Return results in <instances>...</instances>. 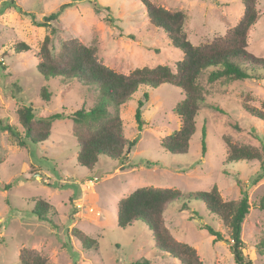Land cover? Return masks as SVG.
Segmentation results:
<instances>
[{"label": "rangeland", "instance_id": "1", "mask_svg": "<svg viewBox=\"0 0 264 264\" xmlns=\"http://www.w3.org/2000/svg\"><path fill=\"white\" fill-rule=\"evenodd\" d=\"M7 1L0 0V121L16 125L21 132L17 111L23 106L31 105L40 117L70 114L84 103L91 106L97 101L94 88L40 75L38 53L46 36L51 38L55 53L62 42L78 40L94 49L104 65L122 74L157 65L176 70L177 62L184 58L164 30L150 22L141 0H16L17 8L7 7ZM150 1L170 11H183L188 39L196 46L224 36L244 12L243 0ZM259 2L261 18L250 33L247 50L264 58V0ZM66 4L69 7L59 12ZM100 10L104 15L98 14ZM53 13H59L58 19L48 27L40 26ZM19 42L30 50L19 53ZM210 72L199 77L207 101L185 155L170 154L162 147L163 138L180 128L173 111L184 99L182 90L169 84L141 87L120 107L126 135L138 143L133 151H127L124 161L100 157L91 171L78 165L79 149L72 121L67 118L55 120L49 139L37 145L19 146L9 132L0 131V264H20L25 248L36 250L49 264H138L142 259L149 264H181L155 245L153 233L143 223L118 225L119 201L142 187L187 193L210 191L214 186L225 201L236 200L241 196L238 180L247 187L252 203L242 229L243 251L252 264H264V252L259 253L264 248L258 249L264 242V210L259 207L264 198L261 164L226 161L228 143L259 150L264 147V122L242 109L246 104L264 111V71H260L259 81L226 85L209 83ZM43 87L52 94L49 103L41 98ZM144 93L149 95L147 101ZM139 100L144 101L141 129L135 118ZM35 200L52 206L49 217L53 222L34 214ZM184 204L175 202L165 215L175 238L195 247L204 264H235L230 245L214 243L203 228L209 225L226 231L206 205L191 201L185 208ZM85 238L96 243L85 244Z\"/></svg>", "mask_w": 264, "mask_h": 264}, {"label": "trees", "instance_id": "2", "mask_svg": "<svg viewBox=\"0 0 264 264\" xmlns=\"http://www.w3.org/2000/svg\"><path fill=\"white\" fill-rule=\"evenodd\" d=\"M146 7L150 22L161 28L167 34L172 46L180 49L183 60L177 62L176 70L168 65L143 67L132 70L129 74H122L104 65L98 60L95 50L81 44L78 40H68L61 43L58 52L52 49V41L46 36L38 53V72L45 78H61L74 80L97 91V101L91 106L85 103L82 107L70 114L64 112L36 116L32 106H23L17 111V120L22 132L16 125L2 123L0 131H7L17 141L19 146L41 144L47 141L52 133L55 120L69 119L72 121V133L77 142L78 165L93 170L99 163L100 157H107L113 161H124L127 151H133L138 139L130 140L125 132L123 120L120 116V107L133 99L141 87L158 88L169 84L180 88L184 99L174 108V114L180 120V128L162 140V147L173 155L188 154L190 142L197 132L198 118L202 106L206 104V96L199 83L203 72L211 70L208 82L221 81L224 85L235 81L262 79L260 71H264V58L257 57L247 50L250 33L261 18L259 0H243L244 12L238 24L224 36L215 38L212 42L194 45L187 35V16L183 11H170L155 5L150 0H141ZM5 5L17 8L16 0H8ZM69 4L61 7L62 12ZM110 10V8H106ZM22 12V10H21ZM98 14L104 15L102 10ZM24 13V12H23ZM59 13H53L44 18L40 26L48 27L56 21ZM108 18L107 21H112ZM19 53L27 52L30 47L24 42L16 45ZM52 94L47 87L41 89V98L49 103ZM149 95L144 93V100ZM144 101H138L135 118L141 129L145 124L143 119ZM214 110L223 112L212 105ZM242 109L248 116L264 122V111L243 104ZM206 126L202 127V152L206 153ZM228 163L240 161H258L261 164L264 176V147L262 150L228 143L226 154ZM258 182V180H256ZM240 187V198L225 201L217 186L210 191L184 193L173 188L142 187L134 190L118 203L117 220L120 227H129L135 223H143L152 233L155 245L178 259L181 264H204L198 251L190 244L178 241L166 225L165 215L169 207L178 201H199L206 205L218 223L225 228V233L217 231L209 225L203 228L213 237V242L228 241L235 264H252L244 254L242 229L246 217L250 213V202L247 187L237 181ZM7 188H10L7 185ZM37 203L34 214L42 221L53 222L49 217L52 206L43 201ZM259 207L264 210V198ZM184 210V208H183ZM79 239L80 232H75ZM226 237H228L226 239ZM83 242L96 243L91 239ZM264 248V242L258 249ZM260 251L259 253H263ZM149 264L145 259L138 264ZM20 264H49L47 259L34 249L25 248L20 254Z\"/></svg>", "mask_w": 264, "mask_h": 264}, {"label": "water", "instance_id": "3", "mask_svg": "<svg viewBox=\"0 0 264 264\" xmlns=\"http://www.w3.org/2000/svg\"><path fill=\"white\" fill-rule=\"evenodd\" d=\"M226 243H227V244H229V245L231 244V243H230V242H228V241H227Z\"/></svg>", "mask_w": 264, "mask_h": 264}]
</instances>
